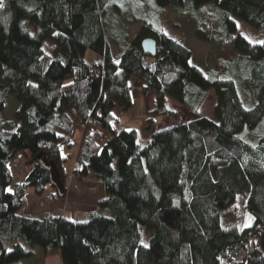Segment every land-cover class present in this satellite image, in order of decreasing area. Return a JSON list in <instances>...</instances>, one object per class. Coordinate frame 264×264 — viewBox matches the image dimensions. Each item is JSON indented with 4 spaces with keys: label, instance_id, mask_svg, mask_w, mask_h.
<instances>
[{
    "label": "trees",
    "instance_id": "trees-1",
    "mask_svg": "<svg viewBox=\"0 0 264 264\" xmlns=\"http://www.w3.org/2000/svg\"><path fill=\"white\" fill-rule=\"evenodd\" d=\"M211 2L216 7L202 11ZM3 5L0 264H21L35 247L45 253L59 249L64 264H264V45L250 43L233 19L264 33V0H153L158 21L170 8L219 23L218 38L232 53L220 56L209 73L192 63V51L163 26L153 29L154 22L130 41L132 18L121 19L117 0ZM148 37L158 45L154 73L141 63ZM49 42L53 56L44 50ZM112 45L120 49L118 58ZM88 51L102 60H87ZM132 77L143 83L145 95L153 89L158 94L146 123L171 115L166 97L188 109L191 119L147 139L135 129L117 130L113 109L133 106ZM212 90L215 118L199 117ZM10 95L19 105L4 119ZM81 124L75 174L85 179L93 172L106 196L86 221L23 214L29 189L42 195L51 186L53 198L65 196L69 157L63 147L71 149ZM21 153L32 166L16 183L13 162ZM239 198L251 224L225 225L224 211ZM249 247L254 250L240 260Z\"/></svg>",
    "mask_w": 264,
    "mask_h": 264
},
{
    "label": "rangeland",
    "instance_id": "rangeland-1",
    "mask_svg": "<svg viewBox=\"0 0 264 264\" xmlns=\"http://www.w3.org/2000/svg\"><path fill=\"white\" fill-rule=\"evenodd\" d=\"M118 3H120V6L122 8L120 12V17H124V19H127V17L132 18L136 23L132 25V32L134 33L136 29H139L142 27L144 24H147L149 22H153L152 20V13H153V0H117ZM216 4L211 2L206 4L205 6L201 7L204 11L205 9H212L215 8ZM128 20V19H127ZM126 21V20H124ZM166 25V32L175 38L178 42L188 46L189 49H192L194 52V57H192V63L198 65L203 69L204 72L206 70L204 69L203 65H201V62H205L211 59V57L207 58L209 54L214 55L218 52H220V56H223L226 54L227 56H231L230 54L231 49L227 48L226 45L222 43L221 40L216 39V35L214 34L216 32V25L217 21L216 20H210L202 16L200 19L196 18L193 15H188V16H181L176 14L173 9H167L165 15H164V20H163ZM175 23L178 24V27L175 26ZM244 25H247L244 23ZM250 27V26H248ZM254 30V29H253ZM260 31V30H259ZM262 37L260 33L256 32V34H253L255 37ZM133 38V35L131 36V40ZM257 39V38H254ZM47 45V50H50L52 42L46 43ZM95 53L92 51H88L87 54V60L93 61L96 60V56H93ZM217 56V55H216ZM213 56L212 58L216 57ZM219 56V57H220ZM212 61V60H211ZM215 60L212 62L214 63ZM224 71V67L222 68ZM223 71H221L223 73ZM220 74V73H219ZM135 79V78H134ZM136 81V79L134 80ZM136 83V82H135ZM133 84V88L135 89V92H133V98H134V107L132 110L129 112V115H133L135 118V126L133 127L135 130H140L138 132L141 136L144 138L142 139H147L149 138L156 130H161L164 128H169L170 126L174 124H179L184 121H189L190 120V115L187 110L184 108H176L171 111V115L168 118H163L161 121L155 120L152 124H148L145 122V119L148 118V113L145 116L144 119V124L143 128L140 129V127L143 125L142 120L139 118L141 116L142 111H144V102L142 101V96L138 94L139 87ZM214 91L213 94L209 95L208 98V106L205 109L204 113H208L210 117H213L214 114V103H213V97H214ZM18 106H16L15 103L11 100L8 105H6L5 110L2 113V117L4 119L7 118H12L13 115L16 113ZM147 117V118H146ZM137 119V120H136ZM79 128L82 130V136L84 133L85 127L80 125ZM145 133V134H144ZM150 133V134H149ZM149 134V136H146ZM82 139V137H81ZM81 142V141H80ZM69 149L67 147H63L64 154ZM75 150V149H74ZM21 158H24V163H27L29 166V169L32 166V163H30L31 159L30 156L27 154H22L20 155V160ZM20 160L18 161L17 165L14 166V174H15V180L21 181V176H20ZM30 163V164H29ZM75 165H76V160L74 159L73 162V169L70 172V174L67 176V191L65 193V202H64V207L62 211L67 208L68 205V197H69V192L68 188L69 185L72 183L73 180L79 179L78 175L75 174ZM94 179L96 177L94 176L93 172L91 174ZM92 177H86V179H91ZM53 179L56 181V183L61 186L60 179L58 177V173L56 170L53 171ZM70 183V184H69ZM52 189L51 186H47V190ZM94 189V188H93ZM50 195V194H48ZM46 195L45 200H52L53 198H50V196ZM90 211L86 212H80L78 211L75 216H77L76 220L78 221H86L89 218ZM23 213L24 211L21 210ZM67 215L70 217V214L67 213ZM224 223L225 225H243L247 226L251 224V215L250 212H248V209L246 207V202L244 199L239 198L237 202L229 209L224 211Z\"/></svg>",
    "mask_w": 264,
    "mask_h": 264
},
{
    "label": "crops",
    "instance_id": "crops-1",
    "mask_svg": "<svg viewBox=\"0 0 264 264\" xmlns=\"http://www.w3.org/2000/svg\"><path fill=\"white\" fill-rule=\"evenodd\" d=\"M151 17H152V20L154 22L153 29H156L155 27L158 25H161L166 29V27H165L166 23L163 21L164 17L161 18L159 21L155 17L154 13L152 14ZM233 19L236 22V24L239 25V27L237 26V28H238V32L241 35H243L244 37H249L251 39V41H253L254 44H260V43H258L259 41H264V33L259 31L258 29L253 28L250 25H248L250 27H248L247 25H244L245 22L236 18V17H233ZM135 23L136 22L134 20H131L129 23V33H130L129 40L130 41H131V36L133 35V38H134L141 28L140 27L139 29H136V31L133 33L132 32V25ZM175 26L178 27V24L175 23ZM256 32L260 33L262 37H259L258 35H257L258 37L253 36V34H256ZM214 34L216 35V39L219 40V38H218V36H219V23H217V25H216V32ZM254 38H257V39H254ZM247 40L249 41V39H247ZM51 47H52V45H51ZM44 50L48 55L53 56L51 48H50V50H47V45H44ZM190 50L192 51V57H194L193 50L192 49H190ZM111 52L115 58H118L120 55V49H119L118 45H112L111 46ZM87 54H88V52H87ZM93 56H96L97 59L93 60L91 62H95V61L98 62V61L102 60V57H100L97 54H94ZM213 56H216V57L212 58ZM219 56H220V52H218L212 56H211V54H209L207 58L211 57V59L210 60L207 59V61L205 60L206 63H204V62L200 63L201 65H203L204 69L206 70L205 73H209L211 70L215 69V66L217 65L219 58H220ZM211 60L212 61L215 60L214 63ZM191 61H192V58H191ZM202 71H203V69H202ZM134 78L135 77H132L130 79V84L132 86L131 94L133 92H135V89L133 88V84H132V83H134V85L139 87L138 94L142 96V101L144 102V105H145L144 111H142L141 116H139V118L142 120L141 122L143 124L140 127V129H141V128H143V126H145L143 121H144L145 116L147 115L148 111L156 108L158 94H157V91L155 89H153L147 95H145L143 93V83L139 79H136V78H135L136 81H134L135 80ZM213 91L214 90H212L209 93V95L213 94ZM209 95L205 99L204 103L202 104L198 115H199V117L205 116V117H208L210 119H214L215 118L214 114H213V117H210L209 115H207L208 113H206V112L204 113L205 109L208 106ZM133 97L134 96L132 94V98ZM11 100L13 101V103L16 104V106L19 105L18 101L12 95H10L8 97L7 105ZM133 102H134V98H133ZM213 103H214V106L216 107V105H217L216 93H214ZM165 104L168 107V109L171 111L173 109H176V108H178V109L184 108L185 110H187L189 112L188 109H186L182 104H180L174 98L166 97ZM133 107H134V103H133V106L128 110H124L122 107H119V106H116L113 109V115L117 121V126H116L117 130L134 129L133 127L136 125L135 124V122H136L135 118L133 115H129V112L132 110ZM215 107H214V111H215ZM189 115H190V112H189ZM168 117L156 116L155 120L161 121L163 118H168ZM7 119H10V118H7ZM190 119H191V115H190ZM184 122H188V120L184 121ZM184 122H182V123H184ZM174 125H177V124H174ZM174 125H172V126H174ZM172 126H170V127H172ZM164 129H167V128H164ZM161 130H163V129H161ZM158 131H160V130H158ZM138 132H140V130H138ZM156 132H157V130H156ZM149 134H147L146 136H149ZM139 136H140V138H144L140 134H139ZM81 137H82V130L78 126H76L74 131H73V135H72L73 146L71 147L70 150H68L66 152V157H69V158L64 164L65 171L67 172L68 175L72 171V168H73L72 165H73V162H74L77 150H78V146H79L80 141H81ZM22 154L23 153H21V155ZM24 154H27V153H24ZM20 162H21L20 163V166H21L20 176L22 178H21V181L15 180L16 183H22L25 180V178L27 177V174L29 171V166L27 163H24V158H21ZM88 177H92V178L86 179V180L77 178V179L73 180L71 184L69 183L70 185L68 188V192H69L68 193L69 194L68 205H67V208L64 210V212L62 211V209L64 207L65 197H62L59 195H54V198L52 200H48V201L45 200L46 195L52 194L54 192L53 189L45 190V192L42 195H39L34 190L29 189L27 191V194H26L25 205L22 208V210L24 211L23 214L33 216V217H37V218H42L45 215L59 216L61 214L69 217L67 215V213H68V214H70V217H69L70 219L76 220L77 216H75V215L78 211H80V212H86L89 210H91L90 212L94 211L97 208L98 201L100 199L104 198L106 196V193H105L104 185L101 182L94 179V177L90 174L88 175ZM76 221H78V220H76ZM21 264H64V262H63L61 252L59 249H53V250H50L47 253H45L41 248L35 247L34 248V256L22 259Z\"/></svg>",
    "mask_w": 264,
    "mask_h": 264
},
{
    "label": "built area",
    "instance_id": "built-area-1",
    "mask_svg": "<svg viewBox=\"0 0 264 264\" xmlns=\"http://www.w3.org/2000/svg\"><path fill=\"white\" fill-rule=\"evenodd\" d=\"M141 63L143 65V67L145 69L149 70L150 72L154 73L156 71V63L151 56H149L147 54L142 55L141 56ZM81 125L85 126L84 124H81ZM17 163H18V160H15L13 162V167L15 165H17ZM48 196H50V198H53L51 195H48ZM253 250H254V247H249L248 249L243 251V253L240 254L239 259L242 260L248 251H253Z\"/></svg>",
    "mask_w": 264,
    "mask_h": 264
},
{
    "label": "water",
    "instance_id": "water-1",
    "mask_svg": "<svg viewBox=\"0 0 264 264\" xmlns=\"http://www.w3.org/2000/svg\"><path fill=\"white\" fill-rule=\"evenodd\" d=\"M157 48V41L153 37H148L142 42V49L144 53L151 57H155L157 53Z\"/></svg>",
    "mask_w": 264,
    "mask_h": 264
},
{
    "label": "snow or ice",
    "instance_id": "snow-or-ice-1",
    "mask_svg": "<svg viewBox=\"0 0 264 264\" xmlns=\"http://www.w3.org/2000/svg\"><path fill=\"white\" fill-rule=\"evenodd\" d=\"M3 0H0V7H3ZM239 27V25H237ZM246 39H249L250 43H253V41H251V39L249 37H245ZM258 43H260L261 45H264V41H259ZM33 87H38V85H32ZM9 191H11V189H9ZM144 247H148L147 244L144 245Z\"/></svg>",
    "mask_w": 264,
    "mask_h": 264
}]
</instances>
